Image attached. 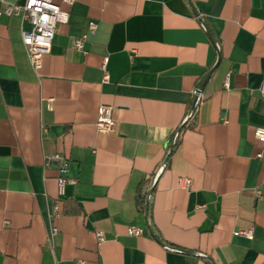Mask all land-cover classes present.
Listing matches in <instances>:
<instances>
[{
	"label": "crops",
	"instance_id": "crops-1",
	"mask_svg": "<svg viewBox=\"0 0 264 264\" xmlns=\"http://www.w3.org/2000/svg\"><path fill=\"white\" fill-rule=\"evenodd\" d=\"M53 2L68 19L38 71L31 25L0 16V264H264V0ZM198 18L221 57L187 119L217 59Z\"/></svg>",
	"mask_w": 264,
	"mask_h": 264
},
{
	"label": "built area",
	"instance_id": "built-area-1",
	"mask_svg": "<svg viewBox=\"0 0 264 264\" xmlns=\"http://www.w3.org/2000/svg\"><path fill=\"white\" fill-rule=\"evenodd\" d=\"M18 0H0V16H20L22 20L28 22L31 25V29L28 32L22 33V42L27 51V56L31 67L38 71L41 68L42 59L50 54L53 37L55 35L56 26L59 23H66L68 14L62 11L60 7L53 2V0H24L23 4H18ZM147 1V0H140ZM64 4L71 5L73 0H62ZM96 29V24L90 22L88 25V32L93 33ZM84 37L76 38L73 40V47L77 50H82ZM104 79L107 78L106 74V62H103L101 67ZM261 94L264 95V82L259 88ZM115 128V122L112 119V108L109 106H101L97 111V120L95 123V129L97 133L108 135L113 133ZM254 138L260 147V150L256 154V158L260 159L264 153V128H256L254 130ZM175 139L173 137L172 142ZM47 163H54L59 173L57 179L58 195H62L64 187L68 182L66 177L68 167L65 159L55 154L48 157ZM183 188L188 189L190 186V180L184 179L181 181ZM203 209L204 207H199ZM59 216V204L56 202L53 205L52 218L55 220ZM57 233V229L53 226L51 228V236ZM143 233V230L136 227H128L127 234L132 237H139ZM239 236L246 239H252V231H239L236 233ZM99 242L103 241L101 233H96Z\"/></svg>",
	"mask_w": 264,
	"mask_h": 264
},
{
	"label": "water",
	"instance_id": "water-1",
	"mask_svg": "<svg viewBox=\"0 0 264 264\" xmlns=\"http://www.w3.org/2000/svg\"><path fill=\"white\" fill-rule=\"evenodd\" d=\"M190 8H191V11L193 12V14L195 16H198L195 9L193 8L192 5H190ZM198 21L199 23L202 25L207 37L209 38L211 44L214 46L215 50H216V55H217V59H216V62L215 64L213 65V67L211 69H209V71H207V73H205L203 75V77H201V79L199 80L197 86H196V89H195V99H194V102L191 106V109L187 115V119H189L191 117V115L193 114L194 110H195V107H196V104H197V101H198V97L200 95V93L202 92L205 84L207 83V81L209 80V78L211 77V75L213 74V72L215 71V69L217 68L218 64H219V61H220V51L218 49V46H217V43L215 42L214 38L212 37V35L210 34V32L208 31L206 25L204 24V22L202 21L201 18H198ZM183 126L179 127V129L176 131L175 135H174V139L178 136L179 132L181 131ZM173 145H174V142H172L169 150H168V153H167V158L169 157L172 149H173ZM167 161V159H166ZM164 166V165H163ZM151 191L152 189L150 190L149 194H151ZM145 205H146V210H145V213H147V210H148V198L146 199V202H145Z\"/></svg>",
	"mask_w": 264,
	"mask_h": 264
},
{
	"label": "trees",
	"instance_id": "trees-1",
	"mask_svg": "<svg viewBox=\"0 0 264 264\" xmlns=\"http://www.w3.org/2000/svg\"><path fill=\"white\" fill-rule=\"evenodd\" d=\"M137 206L140 209L145 208V210H146V205H145V202H144V198L139 193L137 194Z\"/></svg>",
	"mask_w": 264,
	"mask_h": 264
}]
</instances>
